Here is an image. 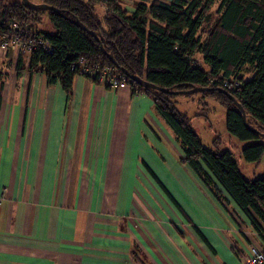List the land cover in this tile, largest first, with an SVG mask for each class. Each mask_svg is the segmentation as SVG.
Here are the masks:
<instances>
[{
  "label": "crops",
  "instance_id": "crops-1",
  "mask_svg": "<svg viewBox=\"0 0 264 264\" xmlns=\"http://www.w3.org/2000/svg\"><path fill=\"white\" fill-rule=\"evenodd\" d=\"M118 1L131 14L141 0ZM10 53L0 52V264H239L263 247L231 197L181 163L147 94L76 75L69 98L43 72L18 75Z\"/></svg>",
  "mask_w": 264,
  "mask_h": 264
},
{
  "label": "trees",
  "instance_id": "trees-1",
  "mask_svg": "<svg viewBox=\"0 0 264 264\" xmlns=\"http://www.w3.org/2000/svg\"><path fill=\"white\" fill-rule=\"evenodd\" d=\"M30 1L57 11L31 8L22 0H0V42L9 34V25L20 22L24 37H43L53 51L48 54L36 47L28 53L27 65L20 53L16 73L43 72L50 84L59 82L70 98L81 59L117 73L124 68L130 75L168 89L172 93L141 87L126 76L132 93L147 94L172 130L183 152L181 163L190 166L217 198L222 197V188L264 236V175L246 179L232 152L220 150L217 143L216 150L206 148L192 117L173 101L178 94L218 101L226 109L228 132L240 141H253L241 149L243 160L256 165L264 160V0H141L131 14L118 0H109L103 20L96 12L98 0ZM44 15L53 33L35 28ZM75 19L99 33V39L80 28ZM234 80L238 86L224 87ZM195 87L208 90L184 93ZM221 89L243 107L245 123L237 104Z\"/></svg>",
  "mask_w": 264,
  "mask_h": 264
},
{
  "label": "rangeland",
  "instance_id": "rangeland-1",
  "mask_svg": "<svg viewBox=\"0 0 264 264\" xmlns=\"http://www.w3.org/2000/svg\"><path fill=\"white\" fill-rule=\"evenodd\" d=\"M100 5L104 7V12L106 13L107 3H100ZM215 7L216 5L213 8ZM97 13L100 18H103L104 15L100 10ZM35 28L44 30L48 33H53L55 31L47 15L43 16L42 21L38 23ZM10 54L14 55V53ZM12 55H10V58ZM4 64L6 63L4 62ZM202 68L207 69V66L202 63ZM173 101H175V105L180 111L192 117L193 128L206 148L216 150L215 143H217L220 150L227 149L232 152L236 157L240 172L246 179H253L257 176L264 175L263 159L258 162V165L243 160L241 149L251 144L253 141H240L228 132L226 127V109L222 104L212 98L201 100V98L199 99V94H193L191 96L178 94L173 98ZM167 163L168 162H165L164 164L167 165ZM138 186L141 188L140 180H138Z\"/></svg>",
  "mask_w": 264,
  "mask_h": 264
},
{
  "label": "built area",
  "instance_id": "built-area-1",
  "mask_svg": "<svg viewBox=\"0 0 264 264\" xmlns=\"http://www.w3.org/2000/svg\"><path fill=\"white\" fill-rule=\"evenodd\" d=\"M88 1V0H85ZM100 3H107L109 0H98ZM22 24L20 22H12L9 25V34L2 37L0 42V52H12L16 56L20 53H30L36 47L40 46L44 52L50 54L53 51L51 43L43 37L31 38L24 37L21 34ZM17 58V57H16ZM73 65L72 68H74ZM78 75L89 79H97L104 87L116 90L119 87L128 85L126 75L117 73L109 67H101L98 64H87L83 60L77 62ZM239 82L234 80L232 83H224V87L238 86ZM0 200L2 197L0 196ZM264 239V236H261ZM239 264H264V245L262 248L250 246L247 253L240 258Z\"/></svg>",
  "mask_w": 264,
  "mask_h": 264
},
{
  "label": "water",
  "instance_id": "water-1",
  "mask_svg": "<svg viewBox=\"0 0 264 264\" xmlns=\"http://www.w3.org/2000/svg\"><path fill=\"white\" fill-rule=\"evenodd\" d=\"M26 5H28L29 7L31 8H35V9H45V10H53V11H57L56 7L54 6H51V5H48V4H45V3H37V2H32L30 0H22ZM74 22L80 27L82 28L83 30H85L86 32L94 35V37L96 39H99V33H95L94 31L92 30H89L85 25H83L78 19H75ZM102 47V46H101ZM108 58L114 62L113 58H112V55H108ZM120 71L125 74L129 80L131 81H134L135 83H137L138 85H140L141 87H145V88H153V89H156V90H159V91H162L164 93H172L171 91H169L168 89L166 88H162L160 86H157V85H154L148 81H146L145 79H142L136 75H130L127 73V71L124 69V68H120ZM204 90H208V88H198V87H195L189 91H185L184 93L186 94H189V93H194V92H198V91H204ZM222 92L226 93L230 99H232L234 101V103L237 104L239 110L242 112V117H243V121L245 123V113H244V109L243 107L236 102V100L234 99V97L229 94L227 91L221 89Z\"/></svg>",
  "mask_w": 264,
  "mask_h": 264
}]
</instances>
